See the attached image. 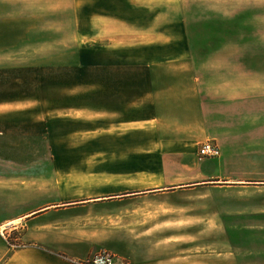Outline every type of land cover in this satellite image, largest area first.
Returning a JSON list of instances; mask_svg holds the SVG:
<instances>
[{
	"label": "rangeland",
	"instance_id": "374dc122",
	"mask_svg": "<svg viewBox=\"0 0 264 264\" xmlns=\"http://www.w3.org/2000/svg\"><path fill=\"white\" fill-rule=\"evenodd\" d=\"M22 9L23 22H0V119L16 121L7 110L24 107V156L39 157L24 165L38 166L46 175L54 168L63 196L80 201L119 196L121 201L84 211L88 221L76 228L78 233L108 240L111 247L89 257L105 251L114 260L121 255L123 264H264V182L196 183L191 179L200 162L196 143L179 147L177 156V146L156 144L163 133L116 127L107 132L101 123L107 117L98 112H80L77 118L94 121L84 124L65 109H99L100 103L72 96L81 95L75 93L86 80L77 57L86 50L77 29L99 33L105 48L111 38L180 39L188 44L190 58L172 64V72L235 74L239 82L232 89L264 91V0H25ZM101 14L104 19L96 16ZM137 26L144 31L137 32ZM158 30L164 34H153ZM212 43L231 45L225 54L232 60H214L206 51ZM92 74L99 77L98 70ZM95 77L90 84L99 87ZM228 86L221 82L222 90ZM167 188L172 190L124 196ZM22 235V226L0 228L11 246L22 248ZM123 237L137 243L123 244Z\"/></svg>",
	"mask_w": 264,
	"mask_h": 264
},
{
	"label": "crops",
	"instance_id": "0c3cea01",
	"mask_svg": "<svg viewBox=\"0 0 264 264\" xmlns=\"http://www.w3.org/2000/svg\"><path fill=\"white\" fill-rule=\"evenodd\" d=\"M24 1L0 0V22L14 19L23 22ZM155 18L152 17L151 22ZM141 31L144 30L137 26V32ZM76 34L87 53L77 54L82 57L78 64L86 80L82 83L84 88L75 93L81 95L72 96L93 98L100 103L99 109L69 105L65 107L70 111L68 116L90 124L94 122L92 119L77 116L93 110L107 117L106 121L101 120L107 132L116 127L133 133H163L165 137L156 144L175 145L177 150L196 143L197 158L201 144L211 140L219 147L220 156L200 160L191 178L196 183H206L209 179H224L233 184L250 179L264 182V91L247 87L232 89L235 88L232 84L239 82L235 74L188 76L172 72L174 64L190 58L188 44L180 39L141 42L137 36L124 42L111 38L112 42L105 48L100 45L99 33H81L77 29ZM153 34L164 33L158 30ZM97 49L99 52H95ZM231 49V45L215 43L206 46L214 60L216 56L232 60L231 54H225ZM95 70L99 71V77L92 74ZM162 70L172 75H162ZM92 77L99 79V87L90 84ZM221 82H227L228 88L222 90ZM7 111V115L14 114L17 119L9 123L0 119L5 127L0 131V228L22 226L23 247L13 248L0 236V264H76L98 250H110L108 240L85 238L76 228L86 225L85 210L121 201L119 196L86 197L84 201L63 196L54 168L46 175L38 166L24 165L39 160V157L28 160V156H24V107L16 106ZM178 152L177 156L182 149ZM207 163H210L208 167ZM67 184L66 181L63 186ZM165 190L172 188L124 196L141 197ZM119 242L137 243V240L123 237ZM125 260L121 255L116 256L114 264H123Z\"/></svg>",
	"mask_w": 264,
	"mask_h": 264
},
{
	"label": "built area",
	"instance_id": "2783aa9c",
	"mask_svg": "<svg viewBox=\"0 0 264 264\" xmlns=\"http://www.w3.org/2000/svg\"><path fill=\"white\" fill-rule=\"evenodd\" d=\"M220 156L219 147L211 140H207L201 144L198 150V159H213ZM13 248H19V245H13ZM77 264H114L113 256L105 251L98 253L83 261L76 262Z\"/></svg>",
	"mask_w": 264,
	"mask_h": 264
}]
</instances>
